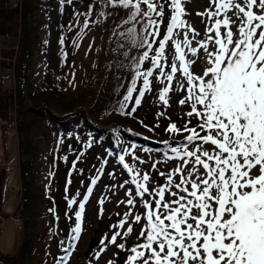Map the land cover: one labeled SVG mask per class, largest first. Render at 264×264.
<instances>
[{
	"label": "snow or ice",
	"instance_id": "snow-or-ice-1",
	"mask_svg": "<svg viewBox=\"0 0 264 264\" xmlns=\"http://www.w3.org/2000/svg\"><path fill=\"white\" fill-rule=\"evenodd\" d=\"M184 2L106 0L107 6L125 10L128 16L125 23L143 21L139 29L129 28L125 33L132 46L144 51L129 57L133 76L116 110L121 115H131L145 94L152 91L154 82L160 85L158 101L168 105L175 80L177 90L187 93L178 103L182 106L188 103L191 110L185 115L195 117L197 123L189 128V119L182 128L170 123L165 129L169 133L188 132L185 140L192 147L188 150L184 144L169 145L175 155L168 156L165 152L164 160L179 163L165 173L156 168L160 161L154 162L152 168L167 182L151 190L148 172L142 173L136 163L126 162L125 155L110 153L130 176L119 185L129 186L125 192L127 199L119 203L135 208L139 197L145 212L134 216L131 209L125 212L112 228L125 229V224L128 227L123 234L115 231L110 239L104 237L101 248L106 250L110 244L127 251L124 264H264V0H209L205 12L198 13L210 23L205 38L200 40L196 39L200 34L183 18ZM60 3L63 10L65 3L71 5L73 0ZM94 4L92 0L88 12H74L77 21L81 15L86 17L82 29L90 27ZM166 7L170 10L169 22L161 35ZM72 27L68 25L69 31ZM194 40L198 46H193ZM60 43L64 44L63 37ZM72 44L79 47L78 41ZM63 56L66 59L67 53ZM145 61L150 66L141 70ZM129 104L133 105L131 111H126ZM126 155L137 163H145L133 152ZM96 172L74 213L77 223L70 230L67 247L62 248L66 255L58 258L57 264H68L75 242L80 239L85 204L103 174V167ZM176 174L178 182L173 180ZM145 194L152 199H145ZM65 199L69 208L77 205L75 197L69 199L66 195ZM104 200L101 198L99 203ZM142 216L145 226L137 242L128 248L126 239L133 232L132 224H139ZM118 237L125 242L117 243ZM141 239L143 242H139Z\"/></svg>",
	"mask_w": 264,
	"mask_h": 264
},
{
	"label": "trees",
	"instance_id": "trees-1",
	"mask_svg": "<svg viewBox=\"0 0 264 264\" xmlns=\"http://www.w3.org/2000/svg\"><path fill=\"white\" fill-rule=\"evenodd\" d=\"M84 2L88 4V8L82 10L80 5ZM91 2L92 0H73L71 5L65 3L61 10L60 0H23L22 5L18 0H0V40L5 43L1 44L0 70L8 71L0 77V137L7 140L8 136L3 134V130L10 129L11 122L16 117L17 129L23 135L18 152L29 156L23 164V171L26 175L32 173L33 180L37 175V182L41 177L42 184L46 181L42 185L45 189L43 193L32 188L33 182L24 184L23 219L27 231L16 252L0 251L1 264H57L58 258L66 255L62 248L69 243L70 231H57L61 216L59 217L56 207L61 202L68 205L66 195L69 199L75 196L77 205L71 208L77 211L79 200L86 194L90 184L81 186L77 191L80 196H76L77 192L72 194V182L77 164L90 150L102 147L111 155L110 153L126 154L138 146L160 151L170 150L169 145L179 147L184 144L188 148L185 140L187 135L163 130L160 136L156 135L157 132L148 133L147 126H143L147 123L135 114L136 110L131 115H121L116 110L133 76V71L129 68V57L139 56L144 51L132 46L125 33L129 28L139 29L143 21L125 23L128 19L125 10L107 6L106 0H95L89 18L90 27L82 29L86 17L81 15L77 21L74 12H88ZM55 9L64 15L63 24L67 26L62 34L58 30L57 38L61 36L67 42L58 49L61 51V61L74 65L71 72L78 90L72 96H67L62 88L53 84L36 81L42 53H45V45L38 33L42 27H46V23L48 27L49 18L53 16ZM169 11L166 7L165 18L160 26L161 35L169 22ZM69 24H72L74 30L72 27L69 31ZM65 29L67 33L64 32ZM74 40L79 42V47L73 46ZM36 51L40 57L37 64ZM64 52L67 53L66 61ZM35 65L37 68L33 69ZM145 66H150L147 61L141 70ZM6 77L14 79L15 86L7 85L4 81ZM24 87H27V96ZM60 98H67V101ZM132 106L129 104L126 111H131ZM150 135L159 138H150ZM165 141L168 143L165 144ZM43 144L45 147L40 149ZM3 146L8 148V142ZM9 152L7 151V156L5 154V160L0 162V234L1 223L8 218L5 211L7 167L16 159L11 158L12 154ZM62 154L69 157L72 155L67 161L70 169L67 164L63 166ZM63 169L67 170L66 180L58 173ZM91 179L86 182L90 183ZM74 213L70 218L71 229L77 223ZM65 215L68 216L67 213ZM52 239L53 244L56 243L53 249ZM61 241L65 244L61 245Z\"/></svg>",
	"mask_w": 264,
	"mask_h": 264
},
{
	"label": "rangeland",
	"instance_id": "rangeland-1",
	"mask_svg": "<svg viewBox=\"0 0 264 264\" xmlns=\"http://www.w3.org/2000/svg\"><path fill=\"white\" fill-rule=\"evenodd\" d=\"M18 2L22 5L23 0H18ZM80 7L82 8V10H85L88 8V4L84 2L80 5ZM183 7L185 8L186 12V15L183 18L191 25L192 28H194L200 34L196 39H204L206 26H210V23L208 22L206 16L198 15V13L205 12V10L209 7V0H186V2L183 3ZM63 21L64 15H62L59 10L55 9V13L49 18L48 27L46 23V27H42V30H40V33H38L41 42H43V44L45 45V53H42V59L40 63L41 66H39V72L37 73L36 81L38 83L44 82L47 84H53V86L62 88L64 90L63 92L66 93L67 96H72L76 93V90H78L77 82L73 80V75L71 72L74 65H72L71 63L70 65H68L62 62L59 55L61 51L59 52L58 50L62 45L60 43L61 36L59 37V39L57 38L59 35L58 30L62 34L64 27L67 28V26L63 24ZM177 31L180 30L177 29ZM64 32L67 33L68 31L65 29ZM189 38H191V33L189 34ZM1 41L2 40H0V52L1 44H5L3 41ZM64 41V45L67 44L66 39H64ZM193 46H198L195 40L193 41ZM209 49L212 50L211 44H209ZM35 54L38 57L36 61L37 64V62H39L40 60V57L37 51ZM188 56L189 58H191V53H188ZM64 61H66V59H64ZM35 68H37L36 65L33 66V69ZM165 71H168V69L165 68ZM201 71L202 69L197 70V74H200ZM7 72L8 71H4L1 69L0 77H2L3 74H6ZM177 75L180 74L177 73ZM4 81H6L7 85L15 86V81L11 77H6V80ZM172 84L173 91L169 93L168 105H165L163 104V102L158 101L157 94L160 85L154 82L152 91L145 94L141 101V104L136 108L135 114L137 113L144 119V122L147 123V125L143 126H147L148 133L151 132V134H154L155 132H157L156 135L160 136V134L163 133L162 130L165 131V128H167L170 123H175L178 128H182L185 122H187L189 119H191V123L188 125L189 128L194 127L197 123V119L195 117L189 118L185 115V113L191 110L188 103L186 102V104L183 106L178 103V101L184 98L187 93L177 90L175 80H173ZM24 89L25 96H27V87H24ZM67 98L60 99L63 101H67ZM91 103H93V101H91ZM159 113H163V115H158ZM11 125L12 127H10V129L3 130V134H6L8 136L7 140L5 138H2V136L0 137V162H3L5 160V154L7 156V151H10L9 153L12 154L11 158H16L13 161L11 160L12 162L10 165H8L6 174L8 185L6 188L5 211L8 214V218L2 221V231L0 234V251L4 253L16 252L19 249L23 234H26L27 231L23 219V211L25 207L24 184L26 182H33L34 184L32 188L38 190L39 193H43L45 189L42 185L46 182L45 181L42 184V177L40 181L38 180L37 182L35 181L36 178L38 179L37 175L35 176V180H33L32 173H30L29 175H26L24 173L23 164L26 160H28L29 156L28 154L20 155V153L18 152L20 143L23 140V135L17 129L18 123L16 117H14V119L12 120ZM197 131L199 132L200 130L197 129ZM179 134H181L182 136L189 135L188 132H180ZM200 134L203 135L204 133L201 132ZM150 138L158 139L159 137L150 135ZM6 141L8 142V148L5 147L7 150L3 146ZM196 143H199V141H196ZM44 147L45 144L41 145L40 149H43ZM191 147V145H188V150H191ZM204 147L209 148V145H204ZM142 149H151V151L145 152ZM47 150L48 148L45 149V151ZM130 152H133L135 156H138L140 159L144 160L145 163H137L135 160L129 159L126 154H120L126 156V162H129L130 164L136 163V167L140 169L142 173H149L151 177L149 183L150 190L152 187H158L167 182L165 177L160 176L158 172L152 168V164L154 162L160 161V163L156 164V168L159 169V171L165 173L170 172L179 163L178 160H164L165 152H167L168 156L175 155L170 150L160 151L154 148L138 146L137 148L132 149ZM61 156L63 166H66L67 164V166L69 167L67 161L72 155L69 157V155L62 154ZM65 156L67 157V160L64 159ZM104 160H107L108 163L103 164ZM101 167H103V174L98 179L92 196L85 204L82 219V232L80 234V239L78 240V242H75V247L71 252V257L68 260V264H109V261H112L113 264H124L129 253L127 251L118 249L115 245L110 244H108L106 250H102L101 240L104 237H108L110 239L111 235L115 231H120L121 234H123V231L126 230L128 224H125V229H113L112 225L118 224L125 212L131 209L133 216L137 213L143 214L145 212V209L139 204V197H137V205L135 208H131V206L119 203V201L127 199L125 192L129 187L128 185H125L124 188H120L119 185L122 184L126 179H130V176L127 174L126 170H123L122 166L117 163V157L114 155H108L102 147L96 148L94 150L92 149L87 154L82 156L81 161L77 164L75 169V176L72 182V194L75 195V192H77L81 186H88L90 184L87 183L89 181V178L96 177V169ZM66 171L65 169L58 171L60 176H64V180L68 178V176H65ZM109 173H113L114 177H110ZM173 180L175 182H178L179 174L174 175ZM113 185H115L116 187L112 188ZM131 187L134 189L135 186L133 185ZM172 190L175 191L176 189L173 188ZM101 198H105L103 204L99 203ZM144 198L149 200L152 199L148 194H145ZM165 198L168 199L167 191L165 193ZM82 199L83 197L79 200V202ZM215 207L216 205L213 204V208ZM56 208L59 211V217L61 216L62 219L59 220L57 231H64L68 233L71 229L72 223L70 218L75 210L73 211L72 208H69L66 203L62 202ZM66 213L70 218L65 215ZM129 223H132L131 217H129ZM145 223L146 220L142 216L139 224H132L133 232L126 239V246L128 248H130L134 245V243L137 242V237L139 236L141 229L145 226ZM47 224L48 221L46 223V226ZM51 224L53 225L52 222ZM121 242L125 241L121 240V238L118 237L117 243ZM139 242H143V240L141 239ZM104 243L107 244V240H105ZM55 246L56 243L54 242L53 244L52 239V249ZM97 256L98 259L96 258Z\"/></svg>",
	"mask_w": 264,
	"mask_h": 264
}]
</instances>
